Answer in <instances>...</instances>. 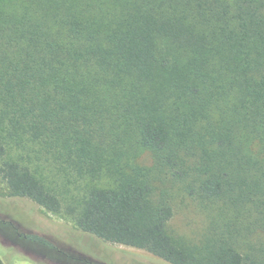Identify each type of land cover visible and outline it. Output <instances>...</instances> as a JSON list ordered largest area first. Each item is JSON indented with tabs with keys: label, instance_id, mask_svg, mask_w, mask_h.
Segmentation results:
<instances>
[{
	"label": "trees",
	"instance_id": "obj_1",
	"mask_svg": "<svg viewBox=\"0 0 264 264\" xmlns=\"http://www.w3.org/2000/svg\"><path fill=\"white\" fill-rule=\"evenodd\" d=\"M146 150L232 212L202 251L171 229ZM50 171L99 180L75 223L105 243L264 264L241 241L247 212L264 233V0H0V177L18 205L59 214Z\"/></svg>",
	"mask_w": 264,
	"mask_h": 264
},
{
	"label": "rangeland",
	"instance_id": "obj_2",
	"mask_svg": "<svg viewBox=\"0 0 264 264\" xmlns=\"http://www.w3.org/2000/svg\"><path fill=\"white\" fill-rule=\"evenodd\" d=\"M137 158L151 172L156 198H167L171 203L175 213L171 229L175 234L201 251L209 240L207 237L217 240L216 236L224 230L223 217L232 213H224L221 207L224 201H218L217 205L210 203L199 190L197 174L190 173V177L182 179L174 177L161 158L148 150ZM47 174L49 184L62 201L59 214L18 205L9 199L7 184L0 177V260L4 264H166L146 251L105 243L77 227L75 219L89 187L99 186V180L75 179L73 175L65 179L54 171ZM245 216L249 229L241 241L251 249L263 247L260 223L253 213L247 212ZM29 236L42 238L45 243L33 241Z\"/></svg>",
	"mask_w": 264,
	"mask_h": 264
}]
</instances>
